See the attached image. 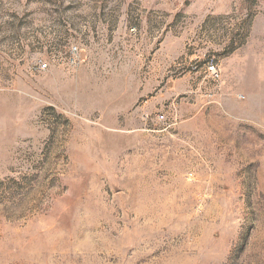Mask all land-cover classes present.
<instances>
[{
	"label": "rangeland",
	"instance_id": "rangeland-1",
	"mask_svg": "<svg viewBox=\"0 0 264 264\" xmlns=\"http://www.w3.org/2000/svg\"><path fill=\"white\" fill-rule=\"evenodd\" d=\"M256 74L264 0H0V264H264Z\"/></svg>",
	"mask_w": 264,
	"mask_h": 264
},
{
	"label": "crops",
	"instance_id": "crops-1",
	"mask_svg": "<svg viewBox=\"0 0 264 264\" xmlns=\"http://www.w3.org/2000/svg\"><path fill=\"white\" fill-rule=\"evenodd\" d=\"M251 81L255 83L254 85L258 88L256 97L260 98L256 101V106L258 108L264 109V76L261 74L250 75ZM253 79V80H252ZM261 127L264 129V123H259Z\"/></svg>",
	"mask_w": 264,
	"mask_h": 264
},
{
	"label": "built area",
	"instance_id": "built-area-1",
	"mask_svg": "<svg viewBox=\"0 0 264 264\" xmlns=\"http://www.w3.org/2000/svg\"><path fill=\"white\" fill-rule=\"evenodd\" d=\"M79 52V49L77 46H73L71 48V53L73 54H77ZM41 67L42 68H46L47 67V64L46 63H43L41 64ZM209 71L211 72V74L219 77L220 76V66L218 64H211L209 65ZM157 119H160V120H164L165 119V115L164 114H157Z\"/></svg>",
	"mask_w": 264,
	"mask_h": 264
}]
</instances>
